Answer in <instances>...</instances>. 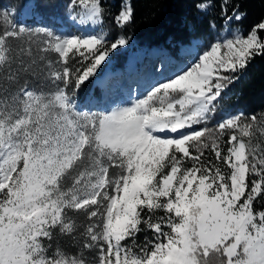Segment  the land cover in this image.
I'll list each match as a JSON object with an SVG mask.
<instances>
[{
  "label": "snow or ice",
  "instance_id": "snow-or-ice-1",
  "mask_svg": "<svg viewBox=\"0 0 264 264\" xmlns=\"http://www.w3.org/2000/svg\"><path fill=\"white\" fill-rule=\"evenodd\" d=\"M229 5L170 76L104 108L78 94L125 38L106 46L102 31L0 11V264H264V114L210 126L227 87L264 57V21L245 34ZM105 12L102 0L67 6L78 31ZM132 18L123 0L113 21Z\"/></svg>",
  "mask_w": 264,
  "mask_h": 264
},
{
  "label": "trees",
  "instance_id": "trees-1",
  "mask_svg": "<svg viewBox=\"0 0 264 264\" xmlns=\"http://www.w3.org/2000/svg\"><path fill=\"white\" fill-rule=\"evenodd\" d=\"M122 0H102L106 12L103 22H112L118 13ZM133 18L123 27L130 47L135 45L143 53H161L176 46L187 43L191 37L204 35L209 22L218 24L220 18V0H210L212 7L207 14L198 13L197 0H130ZM239 5L244 13L239 22H234L244 33L264 21V0H230L229 12ZM21 22L30 26L37 23L30 18ZM261 35H264L262 33ZM91 80L82 86L81 92L87 91ZM221 109L233 112L239 109L246 115L264 114V57H256L248 65L240 78L229 85L222 94Z\"/></svg>",
  "mask_w": 264,
  "mask_h": 264
},
{
  "label": "rangeland",
  "instance_id": "rangeland-1",
  "mask_svg": "<svg viewBox=\"0 0 264 264\" xmlns=\"http://www.w3.org/2000/svg\"><path fill=\"white\" fill-rule=\"evenodd\" d=\"M25 3L26 0H0V11H3L5 8L9 10L14 9L18 20L22 21L24 18L32 17L37 26L47 25L58 33L89 35L98 34L102 31L107 36L108 45L106 46H110L111 42L118 37H123L128 41L125 46L110 52L108 59L98 70V74L91 79L90 88L85 92L80 91L78 94L81 100L86 96L95 94L99 101L96 107L100 108L127 103L136 95L143 94L145 89L150 85L155 84L157 81H162L171 75V71L168 70L170 65L179 64L183 60V50L190 42L198 40L207 42L215 34L210 32L208 28L204 35L193 36L187 43L176 44V46L161 51L159 54L156 52L144 54L135 45L129 46L131 40L127 38L123 28L117 27L114 21L110 23L103 22L102 25L95 27L81 25L78 31L67 17V6L70 0H41L38 12H34L31 5L24 7ZM54 18L56 19V23H53ZM215 24L217 25V31L223 27L222 20L218 21V24ZM232 27L240 29L235 23L232 24ZM162 66L163 71H160ZM221 105L222 103L214 120L210 122V126L221 120L225 114L239 112V109L233 112L223 111L226 109H221ZM169 134L171 135V133Z\"/></svg>",
  "mask_w": 264,
  "mask_h": 264
}]
</instances>
